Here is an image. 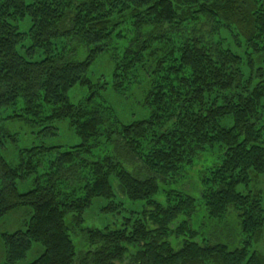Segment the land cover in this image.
<instances>
[{
    "label": "trees",
    "instance_id": "trees-1",
    "mask_svg": "<svg viewBox=\"0 0 264 264\" xmlns=\"http://www.w3.org/2000/svg\"><path fill=\"white\" fill-rule=\"evenodd\" d=\"M110 50H121L111 80L95 81L91 68ZM257 62L264 63V0H0V223L21 208L31 213L25 228L0 233L5 264H264L261 249L250 252L264 237V67ZM144 76L150 116L123 123L100 89L124 93ZM75 87L89 90L77 103ZM18 106L23 114L6 116ZM19 117L68 121L82 141L65 150L25 148L12 164L1 121ZM101 138L111 146L96 155ZM216 146L222 158L203 171L200 201L211 219L237 213L244 238L233 250L199 243L191 222L198 199L161 186ZM132 161L146 175L129 171ZM113 179L122 195L145 202L143 217L121 228L83 227L97 198L119 213ZM76 227L86 251L71 237ZM172 235L187 236L180 249ZM35 244L42 252L26 262Z\"/></svg>",
    "mask_w": 264,
    "mask_h": 264
},
{
    "label": "rangeland",
    "instance_id": "rangeland-1",
    "mask_svg": "<svg viewBox=\"0 0 264 264\" xmlns=\"http://www.w3.org/2000/svg\"><path fill=\"white\" fill-rule=\"evenodd\" d=\"M30 3L32 0H26ZM23 28V26H22ZM28 28V27H27ZM26 28V29H27ZM130 35V32H127ZM128 37L124 39L128 41ZM123 45V44H122ZM121 50H110L101 55L96 63L91 68V75L95 81L99 79L101 81L111 80V70L114 64L113 56L120 53ZM79 52V49L76 51ZM242 53V51H240ZM86 52H83L79 58H83ZM245 56V60H246ZM258 65L264 67V63L257 62ZM145 72V71H143ZM248 75L249 72H246ZM148 77V74H147ZM140 78L139 83L134 84L128 91L120 93L115 91L108 85L106 89H100L102 96L101 100L105 101L106 104L110 105L113 109L114 114L123 123H131L136 120L147 119L150 116V109L146 105L145 94L148 88V81L145 78ZM89 94L88 89H79L75 87L71 92L70 96L73 102L77 103L82 98H86ZM18 106L14 109L7 110L6 116H11L13 113H22ZM23 114V113H22ZM23 116V115H22ZM223 125H231L232 121H223ZM2 127L9 133L8 138H5V147L2 148L3 155L7 161L12 164H16L20 160V153L22 149L30 148L33 146H63V150L67 146L78 144L82 141L80 136L77 135L75 129L69 125L68 121H56L54 124L49 123H36L28 120L25 117H19L15 119H8L1 121ZM50 127H53V131H48ZM48 128V129H47ZM100 142L99 147L95 148L94 154L103 155L111 145L104 141ZM222 158V149L216 146L212 149L207 150L200 156L193 167L187 168L186 172L179 176L176 181L169 180V184L161 182L162 189L169 191L170 189H180L188 194L193 195L198 199V210L192 218V224L195 230L199 233L197 241L204 244L205 241L212 243H224L233 250L243 245V232L241 229V222L237 213L230 209V214L225 219L215 220L209 217L208 211L201 203V193L204 189L201 176L203 171L209 166L219 163ZM137 160V159H136ZM129 171L137 174L138 176L146 175L143 169V164L139 161H132V163L125 164ZM35 176L28 180L21 186V191H27L32 187V181ZM113 185L123 201L122 208L118 212H110L105 209L108 206L109 201L104 198L95 199L93 205L88 208L84 214L83 227H98L102 228L109 226L111 228H121L125 225L129 226V221L133 222L138 217H143V209L145 202H133L128 199L125 195H122L119 191L118 181L113 179ZM264 188V181L261 186ZM240 190H243V186H240ZM160 200H165L164 192L158 195ZM30 209L21 208L15 210L5 216L0 223V233L4 231H15L17 229L25 228L26 221L30 218ZM183 218H180L182 221ZM179 220V222H180ZM71 237L75 242L78 252L86 251L89 249L86 238L84 237L80 228H72L70 231ZM187 239V236L177 237L172 235L169 240L172 242L175 249H180L183 243ZM261 249L264 252V237L261 240V244L256 243L250 248V252ZM42 245L35 244L33 249L29 252L26 262L33 261L42 252ZM132 252V251H131ZM0 264H5L4 259V245L0 237Z\"/></svg>",
    "mask_w": 264,
    "mask_h": 264
}]
</instances>
